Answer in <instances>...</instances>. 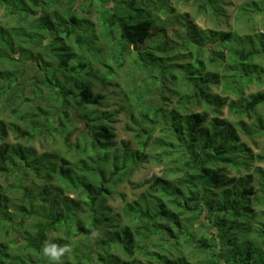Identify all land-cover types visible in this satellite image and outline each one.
<instances>
[{
  "label": "trees",
  "instance_id": "1",
  "mask_svg": "<svg viewBox=\"0 0 264 264\" xmlns=\"http://www.w3.org/2000/svg\"><path fill=\"white\" fill-rule=\"evenodd\" d=\"M42 1L39 5L38 0H0L4 11L0 105L25 124L7 125L0 119V170L17 169L18 174L55 179L62 193H56L50 205H41L21 184L20 200L13 203L0 183V226L12 218L10 207L34 219L31 230L25 231L23 245L34 263L47 264L41 254L45 240L64 244L76 236L74 252L83 251V245L88 249L71 264H177L173 255L181 246L194 247L206 257L205 264H264V168L253 163L264 162V149L255 153L235 124L220 117L226 107L230 113L260 110L250 124L242 121L240 128L251 139L264 136V90L247 93L252 84L264 80V63L258 61L264 58V38L246 34L237 39V46H231L235 32L199 31L188 15L177 13L170 0ZM95 1L99 32L98 24L87 16L92 13L88 4ZM81 6L89 8L85 15L79 11ZM199 7L200 12L219 10L217 0H201ZM248 9L264 14V0H249L240 9L241 15L248 17ZM162 13L184 17L185 44L211 40L218 44L208 57L211 66L225 63L229 72L223 78L226 96L213 92V84L221 79L219 73L204 70L207 62L200 51L193 60L177 65L164 44L149 43L155 23L168 20ZM254 19H250L252 24ZM146 43L149 46L142 49ZM103 53L108 59H102ZM128 58L133 68L125 91L129 108L134 109V125L128 130L133 131L137 147L126 140L116 141L115 112L94 109L105 96L95 89L99 84H112ZM23 64L41 74L33 77L32 97H23L19 84ZM167 80H180L181 89L175 92L179 104L170 109L147 104L154 89L160 88L163 95ZM45 89L58 102L53 111L27 103L42 98ZM10 130L26 141L63 140L80 158L75 162L63 158L58 166L57 153L40 154L34 147L10 143ZM148 159L166 165L163 176L148 179L149 186L138 199L127 202L122 213L113 212L107 202L114 197L117 184L135 163ZM227 167L239 177L227 174ZM256 174L259 196L250 179ZM58 232L65 235H55ZM158 235L169 244L161 246L163 251L152 245ZM4 262L0 257V264ZM15 264L23 263L16 260Z\"/></svg>",
  "mask_w": 264,
  "mask_h": 264
},
{
  "label": "rangeland",
  "instance_id": "2",
  "mask_svg": "<svg viewBox=\"0 0 264 264\" xmlns=\"http://www.w3.org/2000/svg\"><path fill=\"white\" fill-rule=\"evenodd\" d=\"M38 1L39 5H41L43 2L42 0ZM200 1L201 0H170V3L177 9V13L179 12L182 15H188L187 18H189L199 27V31L205 29H216L220 31L235 32L236 36L231 46H237V39L246 34L257 33L258 38H264V36H260L261 34H264V14H252L250 12V9H248V17L245 15H241L242 11H240V9L244 7L249 0H217L219 10L214 12H212L210 9H208V11L206 10L205 12H200ZM95 3L96 1L93 2V4H88L90 9H92V13L88 14L87 16H89L91 20L98 24L96 29L97 32H99L101 30V26L98 23V14L97 12H95ZM57 7L58 5H56V8ZM79 9L81 15H85V11H87L89 8H84L83 6H81ZM3 13V9H0V21L3 18ZM155 14L160 15L159 13ZM250 14H252V16H255V19L253 20V22L255 23L253 24L250 21L252 17ZM169 15L170 14L162 13V18L168 20H166L167 22L155 23L153 29L151 30L152 35L150 37L149 43L152 45L164 44L163 47H165L169 51V53H173L172 61L174 63H178L177 65H179L183 61L193 60V57L194 55H196V52L200 51L202 59L207 62L204 70L219 73L218 78L221 79L220 82L213 84V92L226 96L227 94L224 92L225 86L223 78L226 75L229 76V72L227 69H225V63L219 62L218 65L211 66L208 57L210 53L218 47V44L216 42L214 43L213 40L209 41V43L194 42L192 44L188 42L185 44V42L187 41V27L184 23V17H176ZM148 46V43L141 45L142 49H146ZM74 47L76 49L77 46L75 45ZM248 47H251V44H249ZM106 48H108V46ZM167 50H164V52L166 53ZM225 51L227 53L228 50L225 49ZM108 57L109 55L104 54L102 59L106 60V58L108 59ZM127 60L128 62H126L123 67L118 69V76L112 79V84H99V87L95 89L96 92H101L105 96L102 100V104L95 106L94 109L98 110L99 112H115L117 115L115 120L117 121H115L113 125L115 127V132L117 135L116 141L118 143H121V141L126 140L130 142L132 147H137V143L133 136V131L128 130L129 126L134 125V121H132L131 117V112L134 109L129 108L130 102L128 100V94H126L125 91V85L127 86V83L130 81L131 69L133 68L131 67L132 59L128 58ZM258 61L264 63V58L258 57ZM96 65L100 68L102 66L97 63ZM19 74L21 75L19 84L22 87L23 97H32L33 93L31 83L33 82L34 76L40 78V72L30 64H23V66H20ZM98 74L101 76V73ZM180 84V80H177L176 83L174 80H167V88H165L163 95H161L159 92L160 88L154 89L152 93L148 95L149 100L147 101V104H162L165 108L168 109L178 105L179 99L178 95L175 94V92L181 89L179 87ZM263 90L264 80L261 84H252V86L247 89V93L249 94ZM231 99H235V96H231ZM27 103L33 106L41 104L43 105V107H45V109H52V111L53 109L55 110L57 108L58 104L57 101H54L52 99V96L51 94H49L48 89H45L43 91L42 98L33 99L30 102L27 101ZM84 109H86V107H84ZM261 110L262 114L264 115V109ZM259 111L260 110L254 111L252 112V114H250L249 112L230 113L226 107L223 109L222 115H220L222 119H228V121L230 120L235 124L237 131L242 137V140L249 147H251L255 153H259L262 148L264 149V136L251 139L243 132L242 128H240V123L242 121H245L247 124H250V122H252L253 119L257 116V112ZM212 117L213 115L210 116V119H212ZM0 119L4 120L7 125L8 123L10 124L12 122H15L21 127H25L24 121L19 120L18 117L15 116L9 108H6L3 105V103L2 105H0ZM74 132H76V130L73 131V133ZM75 136L76 134L74 133V139L76 140ZM7 140L12 144L21 143L25 147H34L40 154L44 152H51L53 154L57 153V157L54 160L56 161L58 166L63 163V158H65L66 161L70 162H75L80 158V156H77L76 153H73V151H69L67 146L63 145V140L55 141L54 139H48V141L46 142L41 140L26 141L24 139L16 138V134L12 130L9 131V137L7 138ZM253 163L254 165H260L264 168V162H258L253 160ZM165 168L166 165L164 163L158 160L155 161L153 159H148L146 161L135 163L129 175L124 180L120 181L119 184H117L114 197L110 198L107 204L112 208L113 212L122 213L126 203L138 199L140 193L149 186L148 179L157 175L163 176ZM15 170L17 171V169ZM16 171L13 170V172L10 171L7 173L4 172V170H0V183L3 186L5 192L10 195V199L13 203L19 202L20 196L22 195L23 191L22 188L24 187L28 188L30 194L36 199H38L41 202V205H50L53 196L58 192L59 194L62 193L61 191L57 190L59 184L55 179L48 181L44 178H36L32 173L21 172L18 174ZM226 172L231 177H239V175L236 174L235 171L232 170L230 167H227ZM169 174L172 175L171 173ZM243 174H247V171H243ZM172 177L174 176L172 175ZM19 178L23 180L22 183L18 182ZM250 179L251 185H254V187L256 188V196H259L261 194V185L258 181L259 177L256 174V176L253 175ZM19 185H21L22 188ZM41 192H43V195L41 194ZM43 196L45 197V200L42 202L40 198ZM70 197L77 199L76 195H70ZM11 201L9 205L12 204ZM8 211L10 213L9 216H11L12 218L7 219V225L0 226V257L5 258L4 264H15L16 260L21 261L23 264H43L42 262H31L28 257L32 254L27 253L23 250V245L25 242V231L27 229L31 230V228L33 227L32 224L34 222V219L31 217H27V213L18 214L14 211V208L12 207H10ZM42 212L44 211L42 210ZM21 217L25 218V221L24 219L22 221ZM203 219L204 216H201L200 221H203ZM201 229L204 230V228ZM200 233L202 232L200 231ZM55 235L64 236L65 233L58 232ZM160 237L164 236H155L151 241L154 249L163 251V249H160L161 246L164 245V247H166L169 244L168 242L166 243V241L164 239H161ZM77 239L78 237L76 236L69 237V241L72 244L73 241H77ZM82 249L83 251L79 252L73 251L71 259L68 258V260L64 261L68 262V264H71L72 261L77 262L78 258L83 253H85L88 248H85V245H83ZM256 255V257H259L258 254ZM173 257L177 264H185V262H188L189 264H205L204 258H206L203 257L200 253H198L194 247L187 248L185 246H181L178 251L175 250ZM47 264H49L48 261Z\"/></svg>",
  "mask_w": 264,
  "mask_h": 264
},
{
  "label": "clouds",
  "instance_id": "3",
  "mask_svg": "<svg viewBox=\"0 0 264 264\" xmlns=\"http://www.w3.org/2000/svg\"><path fill=\"white\" fill-rule=\"evenodd\" d=\"M73 251L71 242L59 244L51 240H45L41 248V254L49 264H64V257L71 259Z\"/></svg>",
  "mask_w": 264,
  "mask_h": 264
}]
</instances>
